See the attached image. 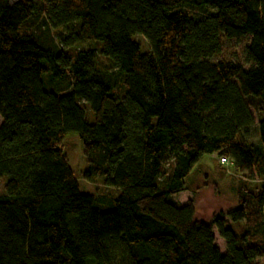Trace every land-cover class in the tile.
Listing matches in <instances>:
<instances>
[{
    "label": "trees",
    "instance_id": "16d2710c",
    "mask_svg": "<svg viewBox=\"0 0 264 264\" xmlns=\"http://www.w3.org/2000/svg\"><path fill=\"white\" fill-rule=\"evenodd\" d=\"M246 37L251 68L213 62ZM0 117V264H264V0H0ZM213 154L263 181L206 223L173 197Z\"/></svg>",
    "mask_w": 264,
    "mask_h": 264
},
{
    "label": "rangeland",
    "instance_id": "374dc122",
    "mask_svg": "<svg viewBox=\"0 0 264 264\" xmlns=\"http://www.w3.org/2000/svg\"><path fill=\"white\" fill-rule=\"evenodd\" d=\"M135 41L139 42L144 50H148L147 42L141 37H135ZM251 39L249 37L237 40H223L222 53L214 59L213 62L228 61L242 65L245 68H251L252 64L248 62L247 51ZM83 48L93 49L96 52L98 64L101 67H112L111 63L103 58L97 44L82 43ZM49 74L43 76L45 87L48 86ZM255 118V126L251 130V141L258 143V119L257 112L254 107H250ZM89 121H94V116L89 107ZM91 114V115H90ZM2 123L0 117V125ZM64 151L69 159L70 167L79 184L80 192L98 196L106 200L98 202L100 209H113L114 200L120 195V191L115 188H109L104 185L102 177H95L92 181L85 179V165L82 154V143L77 133H68L65 135ZM222 173V174H221ZM263 178L254 173L250 179L249 175L236 174L233 168L222 165L219 162L218 156L206 155L196 166L193 175L186 181V184L191 191L178 194L173 197V201L178 205H185L189 200L194 199L196 204V219L198 221L210 222L215 215L221 212L227 213L238 206L237 195L241 187H245L252 192H255L257 187H260ZM7 182L6 177L0 178V195L4 193V186ZM195 193V194H194ZM230 224V221H228ZM232 229L233 227L230 226ZM237 232L240 231L239 225L236 226ZM216 244L220 250L225 253V245L222 239L219 238L215 231ZM263 262V261H261Z\"/></svg>",
    "mask_w": 264,
    "mask_h": 264
},
{
    "label": "built area",
    "instance_id": "2783aa9c",
    "mask_svg": "<svg viewBox=\"0 0 264 264\" xmlns=\"http://www.w3.org/2000/svg\"><path fill=\"white\" fill-rule=\"evenodd\" d=\"M220 162H221L222 165H225V166L231 165V163L227 159H221Z\"/></svg>",
    "mask_w": 264,
    "mask_h": 264
},
{
    "label": "crops",
    "instance_id": "0c3cea01",
    "mask_svg": "<svg viewBox=\"0 0 264 264\" xmlns=\"http://www.w3.org/2000/svg\"><path fill=\"white\" fill-rule=\"evenodd\" d=\"M213 155H215V156H217V154H213ZM213 155H211V156H213ZM199 165V164H198ZM222 174V173H221ZM190 177V176H189ZM189 179V178H188ZM185 192H189V191H185ZM182 193H184V192H182ZM181 194V193H180Z\"/></svg>",
    "mask_w": 264,
    "mask_h": 264
}]
</instances>
